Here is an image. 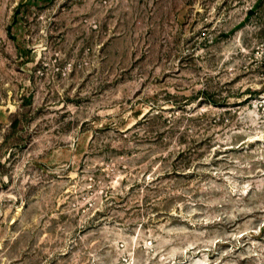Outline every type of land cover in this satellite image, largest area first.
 <instances>
[{"label":"rangeland","instance_id":"1","mask_svg":"<svg viewBox=\"0 0 264 264\" xmlns=\"http://www.w3.org/2000/svg\"><path fill=\"white\" fill-rule=\"evenodd\" d=\"M0 264H264V0H0Z\"/></svg>","mask_w":264,"mask_h":264}]
</instances>
